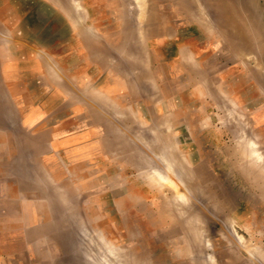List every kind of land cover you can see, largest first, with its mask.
Instances as JSON below:
<instances>
[{
	"label": "rangeland",
	"instance_id": "1",
	"mask_svg": "<svg viewBox=\"0 0 264 264\" xmlns=\"http://www.w3.org/2000/svg\"><path fill=\"white\" fill-rule=\"evenodd\" d=\"M263 89L264 0H0V264H264Z\"/></svg>",
	"mask_w": 264,
	"mask_h": 264
},
{
	"label": "bare ground",
	"instance_id": "2",
	"mask_svg": "<svg viewBox=\"0 0 264 264\" xmlns=\"http://www.w3.org/2000/svg\"><path fill=\"white\" fill-rule=\"evenodd\" d=\"M95 3H93V4H91V6L92 5H94ZM220 7H221V5H220ZM19 14H16V15H14L13 16V18L14 17H16V16H18ZM102 14H101V12L100 11H94L93 12V17H94V19L95 20H99V19H101V20H103L104 19V17L103 16H101ZM20 17V16H19ZM15 21V20H14ZM221 23V22H220ZM17 29H19L18 31H19V33H18V35H24V36H26L27 35V37L28 38H30V37H35V36H37V35H39V33L41 32L40 30H37L34 26H32V28H29V24L27 25V26H24V28L22 27V26H20V27H18ZM8 30V29H7ZM9 31V30H8ZM245 34V33H244ZM32 39V38H31ZM249 39V38H248ZM261 42V41H260ZM255 44H257V43H255ZM261 44V43H260ZM257 63H259V61H257ZM263 74V73H262ZM262 78V77H261ZM264 90V89H263ZM216 92H217V90H215ZM262 92V91H261ZM213 93V92H212ZM214 95V94H213ZM220 96H222L221 94H220ZM222 97H224V96H222ZM216 98V97H215ZM219 98V97H218ZM217 99V98H216ZM220 99V98H219ZM243 116V115H242ZM257 147V146H256ZM254 148V147H253ZM255 149V148H254ZM253 149V150H254ZM195 169V168H194ZM196 170V169H195ZM198 175V174H197ZM202 175V174H201ZM200 175V176H201ZM253 178V177H252ZM256 179H259V177L258 178H256ZM200 181H202L201 179H200ZM203 182V181H202ZM211 182V181H210ZM246 182V181H245ZM255 183V182H254ZM256 184V183H255ZM208 185V184H207ZM247 185V184H246ZM257 185V184H256ZM252 187H253V184H252ZM255 187V186H254ZM262 187V186H261ZM115 188H117V187H115ZM219 186L217 187L216 186V190H217V192H219ZM259 189V188H258ZM261 191V190H260ZM262 192V191H261ZM214 194V193H213ZM264 196V195H263ZM144 202V201H143ZM138 203H139V201H138ZM144 204V203H143ZM142 205V204H141ZM144 205H146V204H144ZM135 206H136V204H135ZM143 206V205H142ZM148 206V205H147ZM139 208V207H138ZM145 210V209H144ZM150 213V212H149ZM154 214V213H153ZM167 214V213H166ZM145 215V214H144ZM146 215H149V214H146ZM230 216V215H229ZM252 219V218H251ZM156 221H158V220H156ZM160 222V221H159ZM254 222V221H253ZM173 223V222H172ZM228 223H230V222H228ZM262 223V222H261ZM180 225V224H179ZM259 225V224H258ZM262 225H264V224H262ZM257 226V225H256ZM172 227H173V225H172ZM171 227V228H172ZM176 227V226H175ZM261 227V226H260ZM251 228V227H250ZM200 229V228H199ZM259 229V228H258ZM137 230V229H136ZM172 230V229H171ZM170 229H169V231H171ZM168 231V232H169ZM173 231H175V230H173ZM181 231V230H180ZM185 231V230H184ZM251 231V230H250ZM132 232V231H131ZM139 234V233H138ZM174 234V233H173ZM172 234V235H173ZM186 236V235H185ZM258 236V235H257ZM253 237V236H252ZM259 237V236H258ZM181 238V237H180ZM190 239V238H189ZM249 239V238H248ZM187 240V239H186ZM192 242V241H191ZM198 242V241H197ZM254 242V241H253ZM193 243V242H192ZM189 244V243H188ZM191 244V243H190ZM195 244V243H194ZM194 244H192V245H194ZM192 245H191V247H192ZM264 245V244H263ZM171 246H173V245H171ZM195 247V246H194ZM260 247V246H259ZM189 249V248H188ZM144 250V249H143ZM193 250H195V249H193ZM200 250V249H199ZM197 251V250H196ZM195 251V252H196ZM108 253H110V252H108ZM188 254H189V252H188ZM187 254V255H188ZM200 254V253H199ZM122 255V254H121ZM124 255V254H123ZM122 255V256H123ZM126 255V254H125ZM124 255V256H125ZM129 255V254H128ZM177 255V254H176ZM201 255V254H200ZM118 256H120V252H119V255ZM198 256V255H197ZM136 257V256H135ZM134 257V258H135ZM201 257V256H200ZM91 258V257H90ZM117 258V257H116ZM121 258V257H120ZM151 258V257H150ZM118 259V258H117ZM122 259V258H121ZM131 261V260H130ZM129 261V262H130ZM142 262V261H141ZM122 263V262H121ZM126 263V262H125ZM139 263H140V261H139ZM88 264V263H87ZM123 264V263H122ZM142 264V263H141Z\"/></svg>",
	"mask_w": 264,
	"mask_h": 264
}]
</instances>
